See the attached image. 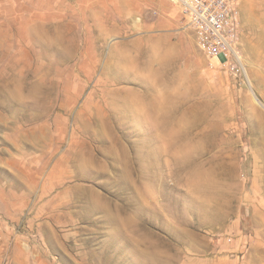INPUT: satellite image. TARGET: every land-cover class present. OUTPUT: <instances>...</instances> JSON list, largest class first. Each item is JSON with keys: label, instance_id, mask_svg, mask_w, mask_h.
Wrapping results in <instances>:
<instances>
[{"label": "rangeland", "instance_id": "obj_1", "mask_svg": "<svg viewBox=\"0 0 264 264\" xmlns=\"http://www.w3.org/2000/svg\"><path fill=\"white\" fill-rule=\"evenodd\" d=\"M240 9L236 74L178 0H0V264H264V0Z\"/></svg>", "mask_w": 264, "mask_h": 264}, {"label": "built area", "instance_id": "obj_2", "mask_svg": "<svg viewBox=\"0 0 264 264\" xmlns=\"http://www.w3.org/2000/svg\"><path fill=\"white\" fill-rule=\"evenodd\" d=\"M199 49L213 68L239 74L241 0H178Z\"/></svg>", "mask_w": 264, "mask_h": 264}, {"label": "bare ground", "instance_id": "obj_3", "mask_svg": "<svg viewBox=\"0 0 264 264\" xmlns=\"http://www.w3.org/2000/svg\"><path fill=\"white\" fill-rule=\"evenodd\" d=\"M12 102V101H11ZM23 106V105H22Z\"/></svg>", "mask_w": 264, "mask_h": 264}]
</instances>
